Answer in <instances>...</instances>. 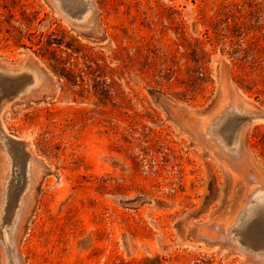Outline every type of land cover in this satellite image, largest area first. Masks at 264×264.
Returning <instances> with one entry per match:
<instances>
[{"label": "rangeland", "instance_id": "obj_1", "mask_svg": "<svg viewBox=\"0 0 264 264\" xmlns=\"http://www.w3.org/2000/svg\"><path fill=\"white\" fill-rule=\"evenodd\" d=\"M79 3L0 0V70L40 78L0 102L33 152L0 139V264L2 224L15 264H264L263 120L214 127L264 117V0Z\"/></svg>", "mask_w": 264, "mask_h": 264}, {"label": "bare ground", "instance_id": "obj_2", "mask_svg": "<svg viewBox=\"0 0 264 264\" xmlns=\"http://www.w3.org/2000/svg\"><path fill=\"white\" fill-rule=\"evenodd\" d=\"M59 5H61L62 9L63 10H66L65 7H64V4H63V0H56ZM78 1V0H77ZM81 3H79L80 5H82L83 9H77V10H80L81 12L80 15L82 14H88L89 12V6H90V1L91 0H79ZM66 3V2H65ZM72 4V2H71ZM68 5V3H67ZM74 6V5H72ZM70 7V5H69ZM75 7V6H74ZM71 8V7H70ZM69 8V9H70ZM80 8V6H79ZM72 9V8H71ZM75 9V8H74ZM72 11V10H71ZM69 12V11H67ZM76 12V10L74 11ZM73 13V11H72ZM71 13V14H72ZM77 13V12H76ZM74 15V14H72ZM76 16V15H75ZM78 16V14H77ZM40 83V78L37 74H35L34 72H28V71H25L24 74H22L21 76H14V75H11L10 73H6V72H3L0 70V102L2 101V98L4 96H7L6 93L9 91L10 93L15 91V90H18L19 88L22 89V90H25V91H29L30 89L32 88H35L38 86V84ZM8 94V93H7ZM3 102V101H2ZM231 113V114H234L236 117H237V121L234 123L233 125V129L229 132L232 133V136L230 138V141H228V136H227V133H228V130L227 129H223L221 126L223 124V121L224 119L226 118V116ZM262 113L256 111L255 109H245V108H239V107H235V108H230L228 111L226 110L225 113L222 114L221 116V119L219 121L218 124H214V127L218 128L217 130V134L218 136L221 138L222 140V147L227 149V150H231L233 149L234 147L235 148H238V146H240L241 144V136H242V133L244 131V129L246 128V126L252 122H258V121H262L263 120V123H264V117L262 118ZM229 118V117H228ZM228 120V119H227ZM10 134V133H9ZM1 120V117H0V139L2 141V143L4 144L5 146V149L7 150V152L10 154L12 160L14 158V156L16 155V150H15V142L17 141H20L22 143L21 147L19 148V150L21 151L22 153V157L23 158V161H25V173L26 175L24 174V171H23V177L25 175V180H28V168L30 167L29 163L30 161L33 159V152H32V143H30L29 141L30 140H17L15 141V138L13 139V137H10ZM217 138V136H216ZM17 139V138H16ZM20 153V152H19ZM18 154V153H17ZM18 156V155H17ZM15 159H16V156H15ZM18 159V158H17ZM19 161V160H18ZM22 161V160H21ZM15 163V161H14ZM20 164V162H17ZM18 164V166H19ZM15 165V164H14ZM17 165V164H16ZM19 168V167H18ZM21 168V167H20ZM19 170V169H18ZM17 172V170H15ZM14 172V170L12 171ZM11 172V173H12ZM18 172L21 173V171L19 170ZM18 172L16 173V175L18 174ZM14 174V173H13ZM13 176V175H12ZM15 176V175H14ZM18 176V175H17ZM17 176H15V179L17 178ZM22 177V176H21ZM14 179V178H13ZM12 180V179H11ZM10 180V181H11ZM14 181V180H13ZM20 181V179H19ZM14 185L16 184L15 182H13ZM12 184V183H11ZM9 184V185H11ZM23 184V183H22ZM8 185V184H7ZM13 185V184H12ZM14 185L12 186V189L14 187ZM9 187V186H8ZM6 187V190L7 188ZM11 187V186H10ZM21 187V186H20ZM8 189H11V188H8ZM15 189V188H14ZM16 190V189H15ZM14 192V191H12ZM17 192V191H15ZM14 192V193H15ZM6 193V191H5ZM8 193H10V191L8 190ZM7 193V194H8ZM13 193V194H14ZM11 195V193H10ZM11 199H12V196H11ZM10 200V199H9ZM20 203V202H19ZM8 204V203H7ZM11 204V203H9ZM8 204V205H9ZM11 206V205H9ZM8 208V207H7ZM10 208V207H9ZM9 208L7 209L8 212L10 211ZM11 208H14V207H11ZM264 209V191H260L258 193H255L251 196V199H250V202L248 203V205L246 206L244 212L241 214L242 218H248L250 215H253L254 213L256 212H259L261 210ZM6 210V211H7ZM12 214H14L13 212L15 211H11ZM7 213V212H6ZM7 215V214H6ZM10 216V215H8ZM255 216V215H254ZM257 216V215H256ZM261 216V215H260ZM259 217V216H258ZM262 217V216H261ZM9 218V217H7ZM242 220V219H241ZM264 220V219H263ZM239 221V220H238ZM243 221V220H242ZM249 222V221H248ZM251 222V221H250ZM238 225V224H237ZM245 226V225H244ZM247 226H248V223H247ZM247 226L245 229H247ZM250 226V225H249ZM253 226V225H252ZM244 228V227H243ZM6 229V226L4 224H2V232H1V236H2V240L3 242L6 244L7 246V256L9 257L7 259V264H15V257H14V245L12 242H10L9 240V235L8 233L5 232ZM235 230V228H233ZM238 229V228H236ZM260 229V228H259ZM243 230V229H242ZM255 230V228H254ZM264 230V228H263ZM250 231V230H249ZM236 232V230H235ZM239 232V231H238ZM237 232V233H238ZM240 233V232H239ZM242 233V232H241ZM236 234V233H235ZM244 234V232H243ZM243 234H240V235H243ZM238 235V234H237ZM239 235V236H240ZM261 235V234H260ZM264 235V234H263ZM262 235V236H263ZM263 238V237H262ZM256 239V238H255ZM241 241V239H240ZM243 243V242H242ZM249 243V242H248ZM259 243V242H258ZM244 244V243H243ZM263 244V242H262ZM245 245V244H244ZM252 245V244H251ZM255 245V244H254ZM258 246V244L256 245ZM252 247V246H251Z\"/></svg>", "mask_w": 264, "mask_h": 264}, {"label": "trees", "instance_id": "obj_3", "mask_svg": "<svg viewBox=\"0 0 264 264\" xmlns=\"http://www.w3.org/2000/svg\"><path fill=\"white\" fill-rule=\"evenodd\" d=\"M52 38H51V35H48L45 39V41L43 39H41V37L38 38L37 40V43L38 44H43L44 42L46 43V47H50L51 43H54L52 42ZM57 45H61V42H57ZM67 48H69L68 44H67Z\"/></svg>", "mask_w": 264, "mask_h": 264}]
</instances>
